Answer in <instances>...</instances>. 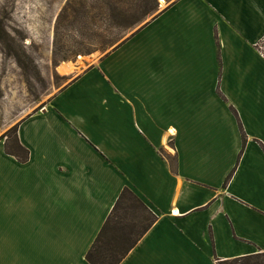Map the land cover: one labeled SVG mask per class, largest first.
Returning a JSON list of instances; mask_svg holds the SVG:
<instances>
[{
  "label": "crops",
  "instance_id": "obj_1",
  "mask_svg": "<svg viewBox=\"0 0 264 264\" xmlns=\"http://www.w3.org/2000/svg\"><path fill=\"white\" fill-rule=\"evenodd\" d=\"M264 0H176L0 141V264H90L125 188L157 220L120 264L264 252Z\"/></svg>",
  "mask_w": 264,
  "mask_h": 264
},
{
  "label": "rangeland",
  "instance_id": "obj_2",
  "mask_svg": "<svg viewBox=\"0 0 264 264\" xmlns=\"http://www.w3.org/2000/svg\"><path fill=\"white\" fill-rule=\"evenodd\" d=\"M67 1L0 0V141L6 134L13 137L22 119L41 110L80 73L176 0H110L111 22L116 26L90 14L87 34L82 20H76L68 11L56 33L57 18ZM103 1L107 0L77 3L84 4L85 11L97 12L94 3ZM135 17L140 21L132 28L119 26L125 20L126 24L136 20ZM95 32L103 36L96 39L91 35ZM90 43L97 45L96 50L81 53Z\"/></svg>",
  "mask_w": 264,
  "mask_h": 264
},
{
  "label": "trees",
  "instance_id": "obj_3",
  "mask_svg": "<svg viewBox=\"0 0 264 264\" xmlns=\"http://www.w3.org/2000/svg\"><path fill=\"white\" fill-rule=\"evenodd\" d=\"M77 1L78 0H68L62 8L56 22V33L59 30L63 17H65L68 11H72L76 16V20H82L81 26L83 30H85V34L88 33V17L90 14L94 15L96 18L103 19V21L108 20L110 24L116 26L115 22H111L113 13L110 12L112 9L110 0L103 1V3H97L103 6L100 8L94 3L93 6H96L95 9L97 12H91L90 10L85 11L84 9L86 6L84 4L78 6L80 2L77 3ZM92 17L93 16L90 18ZM125 18H128V16L125 15ZM135 18L136 20L127 24L125 20L124 23L119 26L124 29L132 28L140 21L139 18ZM85 27L87 29H85ZM91 35H94L96 39L103 36L97 32ZM127 39L128 38L116 44L113 47V50L122 45ZM89 45L90 47H87L86 50H82L81 53L89 54L96 50L97 45L95 43L92 45L90 43ZM14 130L15 133H13V137L10 138V136L6 134L2 138L5 139V150L8 154L15 156L19 161L26 162L29 159V150L21 145L19 141L17 136L18 126ZM156 220L157 216L149 209V207L133 191L129 188H125L121 192L91 247L87 251V261L90 264H120ZM219 264H264V252L219 261Z\"/></svg>",
  "mask_w": 264,
  "mask_h": 264
},
{
  "label": "built area",
  "instance_id": "obj_4",
  "mask_svg": "<svg viewBox=\"0 0 264 264\" xmlns=\"http://www.w3.org/2000/svg\"><path fill=\"white\" fill-rule=\"evenodd\" d=\"M254 48L264 58V35L255 43Z\"/></svg>",
  "mask_w": 264,
  "mask_h": 264
}]
</instances>
